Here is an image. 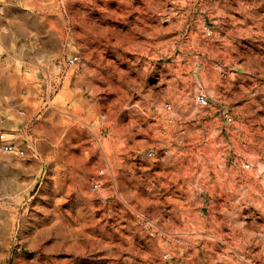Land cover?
<instances>
[{
  "label": "rangeland",
  "instance_id": "374dc122",
  "mask_svg": "<svg viewBox=\"0 0 264 264\" xmlns=\"http://www.w3.org/2000/svg\"><path fill=\"white\" fill-rule=\"evenodd\" d=\"M0 133V264H264V0H0Z\"/></svg>",
  "mask_w": 264,
  "mask_h": 264
},
{
  "label": "clouds",
  "instance_id": "9594fccd",
  "mask_svg": "<svg viewBox=\"0 0 264 264\" xmlns=\"http://www.w3.org/2000/svg\"><path fill=\"white\" fill-rule=\"evenodd\" d=\"M37 217L33 213H27L25 215V219L21 228V236H23L24 233L31 230V228L34 226V223L36 222ZM24 243L21 239L18 242V247L14 253L11 254V260L10 264H28V262L24 259L25 253L23 252ZM5 255L7 254H0V261H3L5 258ZM71 264H80L78 260H73Z\"/></svg>",
  "mask_w": 264,
  "mask_h": 264
},
{
  "label": "built area",
  "instance_id": "2783aa9c",
  "mask_svg": "<svg viewBox=\"0 0 264 264\" xmlns=\"http://www.w3.org/2000/svg\"><path fill=\"white\" fill-rule=\"evenodd\" d=\"M76 59V57L70 59L71 62H73ZM195 101L200 105H205L208 102L207 97L203 93H197L195 95ZM230 119V118H229ZM0 149L4 152L11 153L17 156L24 155L25 151L24 149L15 143V141L12 138H8L5 136V133H0ZM249 165L246 164L245 167H248ZM93 189H96L97 183L92 184Z\"/></svg>",
  "mask_w": 264,
  "mask_h": 264
},
{
  "label": "bare ground",
  "instance_id": "6f19581e",
  "mask_svg": "<svg viewBox=\"0 0 264 264\" xmlns=\"http://www.w3.org/2000/svg\"><path fill=\"white\" fill-rule=\"evenodd\" d=\"M10 228V227H9ZM17 229H18V227H17ZM37 232V231H36ZM16 239V238H15ZM27 240V239H26ZM32 240V239H31ZM9 241H11V240H9ZM28 244V243H27ZM9 245V244H8ZM30 245V244H29ZM35 246V245H34ZM8 247V246H7ZM32 247V246H31ZM36 247V246H35ZM3 248V247H2ZM5 248V247H4ZM1 250V249H0ZM8 256V255H7ZM10 261V260H9ZM3 264V263H2Z\"/></svg>",
  "mask_w": 264,
  "mask_h": 264
}]
</instances>
